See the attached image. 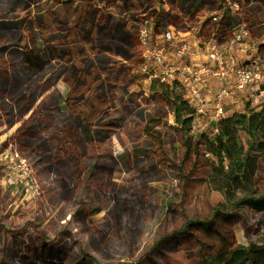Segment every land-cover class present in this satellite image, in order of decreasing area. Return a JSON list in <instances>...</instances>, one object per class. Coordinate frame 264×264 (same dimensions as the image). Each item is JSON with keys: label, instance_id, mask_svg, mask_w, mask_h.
<instances>
[{"label": "rangeland", "instance_id": "rangeland-1", "mask_svg": "<svg viewBox=\"0 0 264 264\" xmlns=\"http://www.w3.org/2000/svg\"><path fill=\"white\" fill-rule=\"evenodd\" d=\"M222 1L133 0L129 8L151 19L162 11L163 28L181 29L171 12L186 16L194 8L200 15L211 14L220 11V3H226ZM229 1L241 3L233 20L255 28L253 38L263 43L264 0ZM119 10L114 9L112 25L118 38L135 44L128 71L137 77L142 56L131 23L138 22L116 20ZM208 33L205 29L206 39ZM258 51L264 68V46ZM143 87L149 85L136 80L130 89L135 93L113 105L115 112L108 120H118L121 126L111 130L115 133L111 139L94 145L73 143L70 160L53 171H48L50 164L37 166L33 151H21L0 129V232L9 228L15 237L25 234L28 241L26 248L0 235V264H198L202 250L264 243V214L232 208L211 182L205 157L186 154L184 135L169 103L153 91L149 102ZM126 97L121 95L120 100ZM200 120L207 122L209 116ZM202 133L210 136L214 130L192 128L190 136ZM242 140L245 144L247 136L242 134ZM95 146L101 147L99 155ZM16 155L33 169L39 195L14 165ZM256 185L262 194L264 156L259 159ZM215 209L221 212L217 218ZM167 236L172 237L155 245ZM6 242L10 251L5 250Z\"/></svg>", "mask_w": 264, "mask_h": 264}, {"label": "flooded vegetation", "instance_id": "flooded-vegetation-1", "mask_svg": "<svg viewBox=\"0 0 264 264\" xmlns=\"http://www.w3.org/2000/svg\"><path fill=\"white\" fill-rule=\"evenodd\" d=\"M114 9L115 0H0V129L21 151L31 149L37 166L50 164L48 171L65 166L73 143L111 139L121 126L108 120L113 105L135 93L136 80L147 84L140 71H128L135 44L115 35ZM142 92L151 102V86ZM16 156L39 195L33 169ZM0 235L28 247L25 234L2 228Z\"/></svg>", "mask_w": 264, "mask_h": 264}, {"label": "trees", "instance_id": "trees-1", "mask_svg": "<svg viewBox=\"0 0 264 264\" xmlns=\"http://www.w3.org/2000/svg\"><path fill=\"white\" fill-rule=\"evenodd\" d=\"M132 1L116 0L115 9H120L119 13L115 14L116 20L127 22L128 18H131L130 20L140 22L146 19L145 12L134 13L129 8V4L133 3ZM222 2L225 3V0ZM239 4L241 5V3ZM219 7L221 9L223 4L220 3ZM198 12V9L192 8L186 16L178 15L175 17V11L171 12V15L181 25L184 23L197 25L201 22L200 33L203 38L205 40L214 39L220 44L230 38L233 29L238 25H245L252 31V35L253 31L254 33L257 31L255 28H250L246 23H236L233 20L234 15L239 11L232 14L233 12L227 9L218 22H213L209 18L202 21L205 15H200ZM156 13L159 15L152 20L155 27L159 29L163 26L164 20L161 19V16L165 13L162 11H156ZM131 24H133L132 28L138 36L142 64L145 49L140 42L137 26L134 23ZM205 29H209V39H206L203 34ZM263 46L264 42L259 45L260 48ZM259 56L262 60L260 53ZM151 91L169 103L175 117V123L184 135L186 154L197 153V155L205 157L210 168L211 182L224 193L232 208L239 211L250 209L258 214H264V192L260 194L256 185L259 159L264 156V102L259 105H253L250 101L247 102L243 112H235L211 123V129L214 130L212 135L202 133L196 135L195 138L190 136L195 119V110L187 101L185 93L179 92L178 87L170 88L158 84L151 85ZM242 134L247 136L245 144L242 140ZM220 214L219 209H215L213 217L217 218ZM172 236L160 239L155 245L162 244ZM198 264H264V243L202 250L199 254Z\"/></svg>", "mask_w": 264, "mask_h": 264}, {"label": "built area", "instance_id": "built-area-1", "mask_svg": "<svg viewBox=\"0 0 264 264\" xmlns=\"http://www.w3.org/2000/svg\"><path fill=\"white\" fill-rule=\"evenodd\" d=\"M225 2L220 11L206 14L202 21L209 18L218 22L227 9L232 14L240 11V4ZM136 26L145 49L140 73L150 86L158 84L184 91L195 110L194 129L204 130L226 117L227 99L233 105L244 98L253 105L264 102V68L258 54L259 44L245 25L236 26L230 38L221 44L203 38L201 22L184 23L181 29L175 26L157 29L153 20L146 18ZM214 80L219 81V87L210 102V86ZM209 109L213 111L209 120H200ZM23 173L28 184H32L30 172L24 169Z\"/></svg>", "mask_w": 264, "mask_h": 264}, {"label": "crops", "instance_id": "crops-1", "mask_svg": "<svg viewBox=\"0 0 264 264\" xmlns=\"http://www.w3.org/2000/svg\"><path fill=\"white\" fill-rule=\"evenodd\" d=\"M218 87H219V81L214 80L211 82V86H210V90H211V94L209 96V101L211 102L213 100V95L218 91ZM226 115L230 116L235 112H243L246 106V103H244L243 100L239 99L238 103H236L235 105H233L232 101H230L229 99L226 100ZM248 102V101H247ZM211 105V103H210ZM210 113V114H209ZM213 114V111L211 109H209L207 111V114L205 117L207 116H211ZM214 123V122H213Z\"/></svg>", "mask_w": 264, "mask_h": 264}]
</instances>
